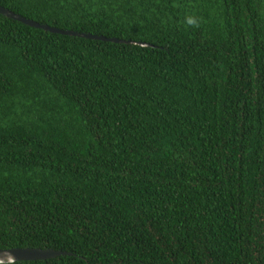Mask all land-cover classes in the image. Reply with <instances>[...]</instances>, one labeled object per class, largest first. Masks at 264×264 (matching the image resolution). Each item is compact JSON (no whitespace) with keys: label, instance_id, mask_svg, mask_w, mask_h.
<instances>
[{"label":"trees","instance_id":"obj_1","mask_svg":"<svg viewBox=\"0 0 264 264\" xmlns=\"http://www.w3.org/2000/svg\"><path fill=\"white\" fill-rule=\"evenodd\" d=\"M1 264H264V0H0Z\"/></svg>","mask_w":264,"mask_h":264},{"label":"water","instance_id":"obj_2","mask_svg":"<svg viewBox=\"0 0 264 264\" xmlns=\"http://www.w3.org/2000/svg\"><path fill=\"white\" fill-rule=\"evenodd\" d=\"M0 13L4 15L5 17L20 21L31 27L44 29L52 33H59V34H65V35H70V36L102 40V41H111V42H117V43H131V44L138 43L143 46L149 45L148 43L126 41V40H123L117 37L110 38L104 35H95L92 33L79 32V31H74V30H64L58 27H52L48 24H42L33 19L24 17L23 15L18 14L2 6L1 4H0ZM65 254L67 253L64 251H59V250H55L51 248L49 249H42V248L0 249V264L1 263H14L18 261L48 260V259L56 258V257L62 256Z\"/></svg>","mask_w":264,"mask_h":264}]
</instances>
